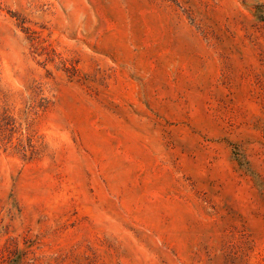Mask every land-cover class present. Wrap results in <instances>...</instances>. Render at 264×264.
<instances>
[{
  "label": "rangeland",
  "instance_id": "1",
  "mask_svg": "<svg viewBox=\"0 0 264 264\" xmlns=\"http://www.w3.org/2000/svg\"><path fill=\"white\" fill-rule=\"evenodd\" d=\"M0 264H264V0H0Z\"/></svg>",
  "mask_w": 264,
  "mask_h": 264
}]
</instances>
